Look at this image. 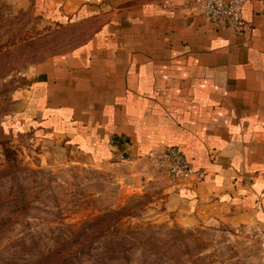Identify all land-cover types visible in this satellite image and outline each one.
<instances>
[{
    "label": "crops",
    "instance_id": "0c3cea01",
    "mask_svg": "<svg viewBox=\"0 0 264 264\" xmlns=\"http://www.w3.org/2000/svg\"><path fill=\"white\" fill-rule=\"evenodd\" d=\"M159 1H36L86 35L33 67L10 126L98 164L176 148L204 177L167 178L168 211L264 231V0H245L240 33Z\"/></svg>",
    "mask_w": 264,
    "mask_h": 264
},
{
    "label": "rangeland",
    "instance_id": "374dc122",
    "mask_svg": "<svg viewBox=\"0 0 264 264\" xmlns=\"http://www.w3.org/2000/svg\"><path fill=\"white\" fill-rule=\"evenodd\" d=\"M36 1L0 0V142L16 155L0 147V264H264L253 233L168 211L167 177L146 158L93 163L12 129L33 67L86 35Z\"/></svg>",
    "mask_w": 264,
    "mask_h": 264
},
{
    "label": "built area",
    "instance_id": "2783aa9c",
    "mask_svg": "<svg viewBox=\"0 0 264 264\" xmlns=\"http://www.w3.org/2000/svg\"><path fill=\"white\" fill-rule=\"evenodd\" d=\"M245 0H160L163 9L184 6L191 16L201 17L221 26L231 33H240L246 27L242 11ZM147 160L158 167L163 174L178 185L194 186L204 174L193 171L183 154L176 148H169L161 153L148 154ZM261 251L264 253V231L253 233Z\"/></svg>",
    "mask_w": 264,
    "mask_h": 264
},
{
    "label": "trees",
    "instance_id": "16d2710c",
    "mask_svg": "<svg viewBox=\"0 0 264 264\" xmlns=\"http://www.w3.org/2000/svg\"><path fill=\"white\" fill-rule=\"evenodd\" d=\"M0 147L2 149V154L6 160H14V158L16 157L15 152L7 142H0Z\"/></svg>",
    "mask_w": 264,
    "mask_h": 264
}]
</instances>
